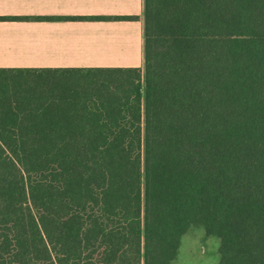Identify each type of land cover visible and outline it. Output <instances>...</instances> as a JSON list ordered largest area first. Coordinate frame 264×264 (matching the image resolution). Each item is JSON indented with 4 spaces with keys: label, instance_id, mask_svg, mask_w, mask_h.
Segmentation results:
<instances>
[{
    "label": "trees",
    "instance_id": "trees-1",
    "mask_svg": "<svg viewBox=\"0 0 264 264\" xmlns=\"http://www.w3.org/2000/svg\"><path fill=\"white\" fill-rule=\"evenodd\" d=\"M144 36L143 70L0 69V264H173L192 227L264 264V0H144Z\"/></svg>",
    "mask_w": 264,
    "mask_h": 264
},
{
    "label": "crops",
    "instance_id": "crops-1",
    "mask_svg": "<svg viewBox=\"0 0 264 264\" xmlns=\"http://www.w3.org/2000/svg\"><path fill=\"white\" fill-rule=\"evenodd\" d=\"M0 18H23L0 20V69H144V0H0Z\"/></svg>",
    "mask_w": 264,
    "mask_h": 264
},
{
    "label": "rangeland",
    "instance_id": "rangeland-1",
    "mask_svg": "<svg viewBox=\"0 0 264 264\" xmlns=\"http://www.w3.org/2000/svg\"><path fill=\"white\" fill-rule=\"evenodd\" d=\"M220 240L208 236L202 227H192L182 238L173 264H219Z\"/></svg>",
    "mask_w": 264,
    "mask_h": 264
}]
</instances>
